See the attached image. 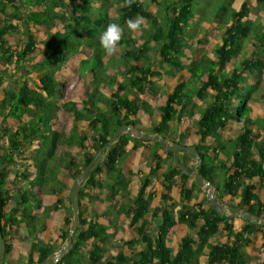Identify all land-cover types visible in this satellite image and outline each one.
<instances>
[{"label":"trees","instance_id":"trees-1","mask_svg":"<svg viewBox=\"0 0 264 264\" xmlns=\"http://www.w3.org/2000/svg\"><path fill=\"white\" fill-rule=\"evenodd\" d=\"M232 1L0 0V63L13 65V71L18 73L15 85L0 64V122H16L14 130L0 125L4 264L22 263L21 258L10 259L15 237L30 242L24 264H40L54 252L52 242H65L73 212L69 193L59 195L70 189L69 182L82 175L119 127L132 125L143 131V118L139 115L149 117L155 112L159 120L148 125L149 133L163 135L168 142L193 146L200 159L197 172L209 181L216 195L225 204L264 217V201L258 197L264 184V141H257L253 132L255 126L264 131V119H253L246 103L256 84L241 88L247 84L244 72L260 77L264 71V23L247 20L250 11L246 5L235 9ZM137 17H143L147 29L143 28L134 39L126 24ZM109 23H117L123 30L117 45L121 49L118 57L106 55L99 44L100 34ZM38 27L47 29L45 38L33 34ZM214 27L220 31L219 38L210 50L197 55L198 47L206 44ZM24 37L27 40L19 44L18 39ZM74 57L80 60L73 73L85 88L79 100L64 94L70 79L62 69ZM178 73H187L188 78L175 76ZM164 79L173 83L169 89L162 86L165 100L153 109L139 95L155 97L156 87ZM195 99L201 104H196ZM261 100L264 101V93ZM66 118L71 124L66 125ZM183 119L191 123L197 142L190 143L183 132ZM231 120L240 124L239 134L223 140L219 132ZM129 142L134 143L132 149L128 148ZM144 145L148 149L149 172L138 178L137 193L130 197L135 174L125 171V166L132 151ZM74 148L78 152L73 156ZM163 150L158 142L122 134L103 163L80 187L79 209L86 189L110 191L111 200L123 197L118 211L131 216L129 225L135 234L124 244L132 247L141 242L142 247L130 257L116 254L114 264H199L202 254L207 257L206 264H249L245 248L255 235L264 234V227L245 222L235 230L232 218L212 210L207 200L206 206L189 205L191 195L199 188L193 180L189 188L186 186L189 176L174 165L171 154L165 151L162 157ZM24 153L30 156L24 157ZM219 154L225 160L214 156ZM177 159L187 167L192 161L182 152ZM16 165L17 183L11 189L7 186L8 177ZM19 168L22 172L18 176ZM154 180H160L165 191L163 204L149 214L153 193L145 191ZM172 187H178L180 202L186 206L173 208ZM45 195L56 199L44 205ZM233 199L236 204L231 203ZM64 200L69 214L57 234L59 239L51 237L45 241L39 236V231L44 230L43 222L61 209ZM148 216L156 225L152 241L144 235ZM79 220L70 249L56 264H98L103 259L107 235L116 228L97 220L86 221L81 213ZM177 223L187 225L191 233L179 238L175 249L170 245L169 234ZM220 229L230 238L223 244L211 240ZM84 243L89 245L87 255L83 253Z\"/></svg>","mask_w":264,"mask_h":264},{"label":"rangeland","instance_id":"rangeland-1","mask_svg":"<svg viewBox=\"0 0 264 264\" xmlns=\"http://www.w3.org/2000/svg\"><path fill=\"white\" fill-rule=\"evenodd\" d=\"M149 6H151V3L149 2ZM246 5L247 10L250 11V21L253 22H261L264 23V3H261L257 0H233L231 7L235 8V9H239L242 5ZM23 12L27 13V9L23 8ZM111 15H114L113 12H110ZM27 16H29L27 14ZM247 19V20H248ZM20 25L23 24V22H19ZM127 26V24H126ZM128 28V26L126 27ZM147 29V24L143 21V25L139 30H129L131 31V36L134 39H137L139 37L140 34H142V30ZM47 31V29H42L40 27H38L36 30H33V34L34 35H41L39 38L43 39L45 38V34L44 32ZM219 33L220 31H217L214 27V30L211 31V33L207 36V40H206V44L202 45V46H197V55L202 53L203 51H205L206 49L211 48V46L213 45V43L219 38ZM12 40V39H10ZM27 39L24 37L22 39H18V43L20 44L23 41H26ZM193 43H195L194 39L192 40ZM120 48L117 46L113 55L117 56L119 55L120 52ZM210 50V49H209ZM154 56H157V53H152ZM212 53L209 52L208 56L212 57ZM80 57V56H79ZM79 57H74L70 62H68L66 65H64L63 69H62V73L65 74V76H67L70 79V84L69 86H67L64 89V94L66 98H71L72 100H79L82 95L84 94L85 88L83 86V82L82 81H78L76 78V75L73 73V70L75 68H77L78 62H79ZM83 58V57H82ZM81 58V59H82ZM1 64V69L5 72H7L9 75V77H11L9 80L13 82V80L17 81V74L15 72L12 71L13 65H9L6 66L4 63H0ZM183 77L185 79L188 78V74L187 73H182ZM180 73L176 74L175 76H179ZM176 78V77H175ZM249 84L250 85H254L256 84V90L254 91H250L248 96L246 97V103L250 106H252V108L255 110V114L257 116H260V118L257 119H261V117H264V101H262L260 99V94L264 93V71L260 74V77H247ZM165 81H159L158 86L156 87V94L155 97H149V96H144V95H139V98L141 100H145L146 102H148L151 106V108L155 109L156 106H159L160 104H162L165 100L166 95L162 94L161 90H162V86H164V89H169V84L171 79H164ZM166 85H168L166 87ZM242 88H245V85H241ZM195 102L200 104L201 101L200 100H196ZM234 103L236 104V101H234ZM155 114V113H154ZM143 118V124L146 125V127H148V129H150V127L148 126V124H154L158 122L159 117H158V113H156L155 115H151L149 117H146V115H139ZM64 122L66 123V125L71 124V121H67V118L64 120ZM6 123V121H5ZM183 124L186 125L184 126V130L183 132L186 133L187 135H189V137L192 140V142H195V139L197 138L196 135L193 133L192 130V126L191 123H189L187 121V119H183ZM8 124H6L5 126H7ZM238 125L235 122H230L227 127L221 131V135L223 137H234L236 136V134L238 133ZM142 132H146L147 130H145L144 128L142 129ZM141 131V130H140ZM148 133V132H146ZM153 143H149L146 142V145H152ZM146 145L144 146H137V149L133 150L129 159L128 164L125 166V171L126 170H131L134 172L135 176L133 178V180H137L140 176L147 174L149 172L148 170V164H147V152L148 149L146 147ZM134 147V143L133 142H129L128 143V148L132 149ZM162 157L165 155V150H163L161 152ZM179 154V153H178ZM177 154V155H178ZM177 157V156H176ZM181 158V157H180ZM178 160V159H177ZM194 166V161H190L188 162V167L191 168ZM193 180V178L189 177L188 179V184L186 185L187 187H189L191 181ZM13 182V181H11ZM10 182V183H11ZM9 181H8V185L9 186ZM154 185L151 187V190H153V194H155V197H152L151 201H150V205H149V213L151 214L152 212H156V207L161 206L163 203V193H164V189L162 187V184L160 183V181L154 180ZM69 184L72 185V182ZM70 185V188H71ZM135 185L132 186V188H134ZM11 188V185H10ZM198 188V187H197ZM148 191V190H147ZM178 187H172L171 188V199L172 202L174 204V209L177 210V208H182V206H186V204H181L180 202V197L178 194ZM68 192H70V189L68 190ZM96 193H98V191L95 190ZM94 192V193H95ZM212 192L214 194L215 191L212 188ZM67 193V192H66ZM99 196L102 197V194L98 193ZM105 196L102 197V204L107 206V210L103 211L99 217V222L101 224H103L106 227H112L114 226L116 229L113 230L112 232L108 233L107 235V239L104 243V247H105V251H104V257L101 261H99L98 264H114V256L118 253H124L127 256H131L132 253L137 249V248H141L142 247V243H138V244H133L132 247L129 246H125L124 242L127 240H130V238H132L131 236H133L132 233V227L129 225L130 221L128 224H126V220L128 219V216H126V220L124 216H120L122 214L119 213V208L120 205L122 204V202H120L119 204L117 203L118 201H123V197L122 196H118L116 199H114V201H112L110 198H107V194H104ZM258 197L261 200H264V186H261L259 191H258ZM206 197L203 193V190L201 188H199V190H194L193 194L191 195V199L189 202V205H193V204H203L206 206ZM168 201V202H167ZM100 203V204H101ZM167 205H171V202L169 200H166ZM65 204L68 205L65 201ZM94 204V203H92ZM98 204V203H97ZM188 204V203H187ZM165 205V204H164ZM65 215L64 213V209H61L58 212H55L48 221H44L43 222V226H44V230L39 231V236L41 238H43L45 241H47L48 238H55L56 240H58V232L60 230V228L62 227V222H63V216ZM118 216H120V218H118ZM147 218H149V225L146 227L145 229V236L149 239V240H153L155 237V233H156V225H155V221L152 219V217L148 216ZM231 224L233 226V229L237 230L240 229L243 224L245 223L243 220H241L239 217L237 216H233L231 217ZM157 222V221H156ZM26 231H24L23 233H25ZM190 229L187 227V225L182 224V223H177V225L171 230V233L169 234V241H170V245L176 249L177 243L179 238H181L182 236H184L185 234H190ZM26 234V233H25ZM230 239L229 236L226 234L225 231L223 230H219L212 238L211 240L213 242H216L218 244H223L225 242H227V240ZM20 242L17 245V242ZM53 244V250L54 252L52 254L57 253L61 246L58 241L57 242H52ZM264 234H259L256 238H254L252 240V243L245 248V251L248 254V263L249 264H261L264 261ZM14 250L12 253V256H10L11 260H17L19 258H21L22 263L24 264L27 259H28V254L30 251V242L28 241H20L19 239H15L14 240ZM51 254V255H52ZM50 255V256H51ZM36 258V257H34ZM8 260V259H6ZM207 261V257L206 255H201L198 259L199 264H206Z\"/></svg>","mask_w":264,"mask_h":264},{"label":"water","instance_id":"water-1","mask_svg":"<svg viewBox=\"0 0 264 264\" xmlns=\"http://www.w3.org/2000/svg\"><path fill=\"white\" fill-rule=\"evenodd\" d=\"M122 134H126L130 137L140 139L142 141H153L158 142L162 149H164L168 154L173 156L174 165L180 168V170L187 176L193 178L195 185L198 188L203 190V193L208 201V204L212 210L215 212L231 218L233 216L239 217L244 222H254L262 227H264V217L253 215L246 210H242L233 206L225 204L221 198L212 192L211 184L206 180L200 173L197 172L198 164L200 159L193 146L182 145L177 142H167L163 135L155 133H146L140 130H134L132 125H122L119 127L115 134L111 137L109 142L103 146V148L97 152L89 163L87 168L84 170L82 175L73 181L70 192L68 195L69 202L71 204L73 212V224L68 230L67 237L65 242L62 244L60 250L43 260L40 264H56L58 263L64 254L70 249V244L74 233L77 231L80 220H79V190L81 185L87 180V178L95 171V169L100 166L103 161L106 159L108 153L114 148L116 142L120 140ZM108 147V148H107ZM107 148V149H106ZM106 149V152L102 155L103 151ZM179 152L185 153L194 161V167L191 171L188 170L187 166L182 164L177 160V154ZM5 240L1 234L0 229V264H4V254H5Z\"/></svg>","mask_w":264,"mask_h":264},{"label":"crops","instance_id":"crops-1","mask_svg":"<svg viewBox=\"0 0 264 264\" xmlns=\"http://www.w3.org/2000/svg\"><path fill=\"white\" fill-rule=\"evenodd\" d=\"M250 19V18H249ZM248 19V20H249ZM250 21V20H249ZM248 47H251V45H250V43H248V45H247ZM12 71H13V68H12ZM14 72V71H13ZM17 74V76H18V73H16ZM10 75V74H9ZM181 75V77H183V74H180ZM256 77L255 75H250V74H248L247 72H244V77H245V79L247 80V84H243V85H245V88H246V86L247 85H249V86H252V85H250L249 84V81H248V79H247V77ZM183 79L184 80H186L184 77H183ZM18 80V79H17ZM13 83H15V85L17 84V81L16 80H13ZM172 83H173V81L172 82H170V84L172 85ZM241 88H242V86H241ZM244 88V89H245ZM257 89V88H256ZM256 89H254V90H256ZM242 90H243V88H242ZM254 90H252V91H254ZM261 94H263V93H261ZM261 94H260V99H261ZM197 100V99H196ZM194 102H195V100H194ZM196 103V102H195ZM234 103V102H233ZM196 104H198V103H196ZM201 104V103H200ZM250 106V105H249ZM251 107V116H252V118L253 119H257V118H260V116H257L255 113V110L252 108V106H250ZM156 113H158V112H155V114ZM155 114H153V115H155ZM158 117H159V114H158ZM261 119H264V117H261ZM230 122H235V123H237V125H238V133L236 134V136H238V134H239V131H240V124L237 122V121H235V120H231V121H229L228 122V124L230 123ZM6 124H8L7 126H5ZM154 124H155V122H154ZM227 124V125H228ZM0 125H2L4 128H6V129H10V130H14L15 128H16V122L14 121V120H10V121H6V123L5 122H0ZM148 125H150V124H148ZM227 125H226V127H227ZM225 127V128H226ZM143 128L145 129V130H147L146 132H148V127H146V125H144L143 126ZM224 128V129H225ZM134 129V128H133ZM223 129V130H224ZM135 130V129H134ZM222 131V130H221ZM221 131L219 132V136L223 139V140H227V139H232V138H235L236 136H234V137H229V138H227V137H223L222 135H221ZM253 132H254V134L256 135V140L258 141V140H261V141H264V131L262 130V129H258V127H254L253 128ZM0 133H1V131H0ZM149 133V132H148ZM187 136H189V135H187ZM188 140L190 141V143H193L192 142V140L193 139H191L190 137H188ZM198 141V138H196L195 139V142H197ZM213 141V140H212ZM194 142V143H195ZM23 150V149H22ZM78 152V149L77 148H74L73 150H72V155L74 156V155H76V153ZM23 156L24 157H27V156H30V153H24L23 154ZM215 157H217V158H220V159H223V160H225L224 159V157H223V155H221V154H219V155H214ZM80 158V157H79ZM78 158V159H79ZM17 161H19V159H17ZM19 163H21V162H19ZM15 167H18V165H16V166H14L13 168V171L9 174V177H8V181H9V183L11 182V181H13V182H11L10 184H9V188H10V185H11V189H14V187H15V184L17 183V178H16V175H15ZM188 168V167H187ZM164 169H165V167H164ZM149 170V169H148ZM20 172H22V170L19 168V170H18V172H17V175L19 176L20 175ZM68 180H70V179H68ZM157 181H160V180H157ZM154 182V181H153ZM160 183H161V181H160ZM138 179L137 180H134V182H133V185H135L134 186V188H132V190L130 191V197H134V195L137 193V190H138ZM187 184H188V182H187ZM154 185V183L149 187V188H147L146 189V194H148V192H152L153 193V190H151V187ZM262 186H264V184L262 185ZM163 187V186H162ZM189 187H190V185H189ZM188 187V188H189ZM164 189V188H163ZM95 190L96 191H98V193H100V194H102V197H104L105 195L104 194H107L108 196H107V198H109L110 197V191H107V190H102V191H99V190H97V189H93V188H90V189H86L85 190V192H86V196L81 200V208L79 209V213H81L82 214V217L86 220V221H94V220H97L98 222H99V217H100V215H101V213L103 212V211H106L107 210V206L106 205H103L101 202H102V197L101 196H99V194L98 193H96L95 192ZM148 190V191H147ZM13 191V190H12ZM259 191V190H258ZM67 192V193H66ZM95 192V193H94ZM69 192H68V190L66 191H63L59 196H63L64 194H68ZM89 194V195H88ZM94 196V198L93 199H90L89 198V196ZM118 196H116L115 197V199L117 198ZM152 197H155V194H153L152 195ZM55 199H56V197L55 196H50V195H45L44 196V201H43V204L44 205H50V204H52L54 201H55ZM228 200V199H227ZM261 200V199H260ZM65 201L66 200H64V204L62 205V207H61V209H64V213H65V215L63 216V222H62V227L61 228H64V221H65V217H67L68 216V211H67V208H68V205H66L65 204ZM101 201V202H100ZM112 201H114V200H112ZM262 201H264V200H262ZM120 202H124V201H118L117 203L119 204ZM190 202V201H189ZM236 202H237V200L236 199H233V202H231L232 204H236ZM67 203V202H66ZM92 203H94V204H92ZM98 203V204H97ZM101 203V204H100ZM68 204V203H67ZM150 205V204H149ZM228 205V204H227ZM230 206V205H229ZM234 207V206H233ZM60 209V210H61ZM149 209V208H148ZM59 210V211H60ZM58 212V211H57ZM54 213H52L51 215H49L48 216V218L45 220V221H48L49 219H50V217L53 215ZM150 214V213H149ZM120 216H124L125 217V220H126V215H120ZM120 216H118V218H120ZM150 217V216H149ZM130 218H131V216H128V219L126 220V224H128L129 223V221H130ZM148 220H149V218H148ZM100 223V222H99ZM237 230H239V229H237ZM132 233H133V230H132ZM259 235V234H258ZM258 235H255L254 237H253V239L254 238H256ZM132 238H135V234L133 233V236H131ZM132 238H130V239H132ZM17 240L18 238L17 237H15L11 242H12V244H14V240ZM216 243V242H215ZM19 244V241L17 242V245ZM14 246H15V244H14ZM82 248H83V253L85 254V255H87V253H88V249H89V245H88V243H84L83 245H82ZM247 253V252H246ZM12 256V255H11Z\"/></svg>","mask_w":264,"mask_h":264},{"label":"clouds","instance_id":"clouds-1","mask_svg":"<svg viewBox=\"0 0 264 264\" xmlns=\"http://www.w3.org/2000/svg\"><path fill=\"white\" fill-rule=\"evenodd\" d=\"M143 25V17L129 20L127 26L130 30H139ZM122 28L117 23H109L101 32L99 44L106 55L111 56L122 38ZM168 142V141H167Z\"/></svg>","mask_w":264,"mask_h":264},{"label":"bare ground","instance_id":"bare-ground-1","mask_svg":"<svg viewBox=\"0 0 264 264\" xmlns=\"http://www.w3.org/2000/svg\"><path fill=\"white\" fill-rule=\"evenodd\" d=\"M73 224V223H72ZM72 226V225H71ZM78 230V229H77Z\"/></svg>","mask_w":264,"mask_h":264}]
</instances>
